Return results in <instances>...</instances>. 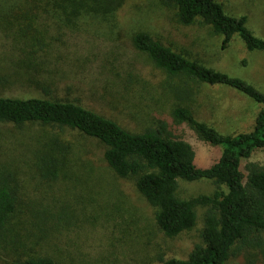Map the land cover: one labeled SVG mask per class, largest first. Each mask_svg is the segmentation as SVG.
<instances>
[{"label":"rangeland","instance_id":"374dc122","mask_svg":"<svg viewBox=\"0 0 264 264\" xmlns=\"http://www.w3.org/2000/svg\"><path fill=\"white\" fill-rule=\"evenodd\" d=\"M17 2L0 0V7ZM217 2L227 15L245 16L247 29L264 40V0ZM17 25L0 16V96L73 101L132 132L170 119L176 102L173 86L190 88L193 100L185 103L194 118L223 135L251 131L262 108L226 86L170 78L132 47V35L145 32L264 93L263 51H247L237 35L222 48V37L209 26L180 24L175 10L162 0H124L111 17L85 18L70 27L42 17L31 21L25 35ZM58 134L71 146L67 172L48 181L37 172L36 155ZM178 134L192 145L197 165L207 166L219 156V146L201 141L187 126ZM103 151L95 139L69 129L0 126V163L11 172L20 201L11 233L0 244V264L29 256H49L57 264H160L159 256L185 258L200 243L202 207L196 208L190 231L167 238L155 225L153 209L130 181L112 172ZM254 160L262 162L263 153H256ZM177 183L180 199L216 190L207 179ZM229 263L264 264V258L258 249H248Z\"/></svg>","mask_w":264,"mask_h":264},{"label":"trees","instance_id":"16d2710c","mask_svg":"<svg viewBox=\"0 0 264 264\" xmlns=\"http://www.w3.org/2000/svg\"><path fill=\"white\" fill-rule=\"evenodd\" d=\"M16 1L10 6L3 3L0 16L7 23L10 19L16 20L19 32L24 35L27 34L23 31L26 27L31 29L32 20L46 17L70 27L85 18L107 19L124 2ZM162 2L175 10V18L180 24L189 26L199 22L209 26L222 37V48H226L232 37L237 35L247 51L264 52V40L247 29L246 17L225 14L217 0ZM16 7L17 12L14 10ZM131 45L170 78L226 86L260 104L262 108L255 117L252 130L223 135L197 121L185 103L192 102L193 92L181 86H173L176 102L170 119L159 120L155 126L137 132L125 129L79 103L38 97L0 96V126L39 124L59 131H77L95 139L104 146L103 160L107 166L117 177L132 183L136 192L153 209L155 225L167 238L190 231L196 224V208L202 207L200 243L195 244L185 258L159 256L160 264H236L229 263L231 257L248 249H258L264 258V93L242 79L208 68L173 51L145 32L134 33ZM183 126L191 129L201 141L221 148L219 156L211 164L204 167L196 164L192 145L178 134ZM69 152L70 144L59 134L48 139L36 155L35 167L40 177L48 181L64 177ZM258 152L263 153L262 162L254 160ZM178 179L212 180L216 190L211 195L180 199L176 195ZM12 181L11 172L0 163V244L11 233V222L20 213V201ZM11 264L57 263L49 256H29L16 258Z\"/></svg>","mask_w":264,"mask_h":264}]
</instances>
